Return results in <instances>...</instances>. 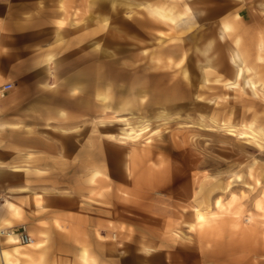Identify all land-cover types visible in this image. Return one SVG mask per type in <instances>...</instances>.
Returning <instances> with one entry per match:
<instances>
[{"label": "rangeland", "instance_id": "rangeland-1", "mask_svg": "<svg viewBox=\"0 0 264 264\" xmlns=\"http://www.w3.org/2000/svg\"><path fill=\"white\" fill-rule=\"evenodd\" d=\"M58 12L75 49L12 109L0 193L83 216L124 264H264V0Z\"/></svg>", "mask_w": 264, "mask_h": 264}, {"label": "crops", "instance_id": "crops-1", "mask_svg": "<svg viewBox=\"0 0 264 264\" xmlns=\"http://www.w3.org/2000/svg\"><path fill=\"white\" fill-rule=\"evenodd\" d=\"M58 3L59 0H0V88L12 86L7 99L0 100L2 174L10 169L12 109L28 104L29 93L41 92V78H49L47 85L52 86L62 55L75 49L74 37L60 31ZM61 35L66 40L63 44ZM25 116L32 118L29 108ZM0 185L4 188L5 181ZM51 203L56 206L42 208L27 200L13 201L0 193V229L15 232L24 224L37 242L34 248H21L15 246L14 238H0V264H124L117 245L100 240L105 235L91 224L79 223L87 219L59 212L58 203Z\"/></svg>", "mask_w": 264, "mask_h": 264}, {"label": "built area", "instance_id": "built-area-1", "mask_svg": "<svg viewBox=\"0 0 264 264\" xmlns=\"http://www.w3.org/2000/svg\"><path fill=\"white\" fill-rule=\"evenodd\" d=\"M11 88L12 86L10 84L3 85L0 88V98H5ZM0 237L14 238L17 243L22 246H30L33 243V240L24 225H21L15 232L11 230H0Z\"/></svg>", "mask_w": 264, "mask_h": 264}, {"label": "bare ground", "instance_id": "bare-ground-1", "mask_svg": "<svg viewBox=\"0 0 264 264\" xmlns=\"http://www.w3.org/2000/svg\"><path fill=\"white\" fill-rule=\"evenodd\" d=\"M246 85H249L250 86V84L246 81ZM231 131V130H230ZM241 136L243 137V136H245V135H243V133H241ZM198 217H200L199 216V214L197 215Z\"/></svg>", "mask_w": 264, "mask_h": 264}]
</instances>
